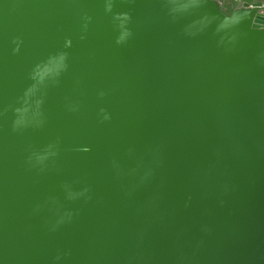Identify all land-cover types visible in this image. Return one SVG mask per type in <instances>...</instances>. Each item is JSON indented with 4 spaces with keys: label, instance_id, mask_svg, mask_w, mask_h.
<instances>
[{
    "label": "water",
    "instance_id": "1",
    "mask_svg": "<svg viewBox=\"0 0 264 264\" xmlns=\"http://www.w3.org/2000/svg\"><path fill=\"white\" fill-rule=\"evenodd\" d=\"M0 264H264V14L0 0Z\"/></svg>",
    "mask_w": 264,
    "mask_h": 264
},
{
    "label": "flooded vegetation",
    "instance_id": "2",
    "mask_svg": "<svg viewBox=\"0 0 264 264\" xmlns=\"http://www.w3.org/2000/svg\"><path fill=\"white\" fill-rule=\"evenodd\" d=\"M220 4H228L232 9L250 8L258 14H264V0H218ZM247 4V5H246Z\"/></svg>",
    "mask_w": 264,
    "mask_h": 264
}]
</instances>
